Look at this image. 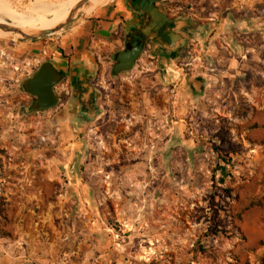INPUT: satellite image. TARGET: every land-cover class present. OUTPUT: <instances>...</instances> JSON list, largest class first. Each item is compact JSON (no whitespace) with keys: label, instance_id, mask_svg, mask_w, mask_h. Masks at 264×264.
I'll return each mask as SVG.
<instances>
[{"label":"rangeland","instance_id":"rangeland-1","mask_svg":"<svg viewBox=\"0 0 264 264\" xmlns=\"http://www.w3.org/2000/svg\"><path fill=\"white\" fill-rule=\"evenodd\" d=\"M73 1L0 0V19L11 25L13 16L35 19L37 27ZM168 1L174 14L185 3ZM188 2L194 4V0ZM216 2L204 0L208 17L215 9L211 3ZM235 3V10L251 17L240 28L236 24L231 29L237 47L247 43L246 49L238 47L231 58L236 57L238 71L249 70L252 77L246 78L251 84L236 91L231 102L239 107L250 103L257 118L248 122L243 106L233 123L227 119L217 123L213 118L212 124H205L202 130L215 136L201 140L196 136L203 126L202 116L193 108L194 114L180 117L184 122L179 130L193 147L190 151L201 149L193 155L162 156L169 141L165 135L175 120L172 113L168 118L166 112H159L149 125L144 120L132 123L136 116L144 117L142 107L138 113L131 111V90L142 78L135 74L112 79L108 68L105 88H99L96 83L102 74L98 73L96 109L87 124L86 113L78 114L70 106L64 80L55 87L58 104L53 110L28 111L33 101L21 89L22 82L52 61L44 50L85 27L88 16L84 13L92 5L77 12L56 34L33 40L12 34L0 37V178L2 163H8L13 148L46 153L36 161L43 166L40 201L26 204L20 215L8 219L7 211L16 213L17 206L7 202L2 196L5 187H0V245L4 249L0 264L264 263V0ZM241 53L247 59L240 58ZM59 59L68 60L64 65L70 67L69 55L60 53ZM143 62H138V72L144 66L157 67L151 59ZM201 64L208 66V59L203 56ZM120 89L126 93L124 102ZM225 112L221 110L220 115ZM14 134L26 138L12 143ZM50 153L57 155L59 174L47 181L45 163ZM26 222L29 227H17ZM30 226L39 233L26 235L24 229Z\"/></svg>","mask_w":264,"mask_h":264},{"label":"crops","instance_id":"crops-1","mask_svg":"<svg viewBox=\"0 0 264 264\" xmlns=\"http://www.w3.org/2000/svg\"><path fill=\"white\" fill-rule=\"evenodd\" d=\"M106 1L100 0L96 5L90 6L84 13V15L88 16L85 27L67 39L58 41L56 45H50L48 50H44V54H47L46 52L49 51V54L53 57L51 61L53 67L57 70L65 69V74L69 69L81 68L82 70H86V72L90 73L92 80H94L93 83L98 73L101 72L102 79L100 78L99 82L96 83V86L99 88H105L108 68V75L112 79L123 77L124 74H131L132 76L135 74L137 78L141 76L142 78L138 79L140 85H136L135 89L131 90L130 97L132 101L130 105L131 111H135L136 113H138L141 107L144 108V117L142 115H140L141 118L136 116L132 123L141 124L142 120H144L149 125L150 121L156 120L155 116L159 112H166L168 118L172 113L175 120L171 121L173 123L172 131L170 130L165 135L166 138L164 140L169 141L163 148L162 156L171 157L173 154L193 155L197 151H201V149H197L196 152L189 150V148L193 149V147L189 145V142H186L187 139H185L184 133L181 132L184 120L180 117L187 113L194 114L193 108L196 110V114H201L200 125L203 126H201L200 134L198 133L196 136L197 139L201 140L209 135L211 138L215 136V132L206 133L202 130L205 124L213 123V118L216 119V122L218 119H227L232 123L238 119L236 117L240 115V108H243L245 104L239 107L236 102L232 103L233 101L231 102V100H234L233 97L236 91H244L251 84L250 80L247 83L245 81L248 76L252 77V75L249 70L243 69L242 71H238L236 69V57L231 58L232 54L237 52L238 47L246 49L247 43L237 47L238 41L235 42L230 33L236 24L239 26L237 28H240L247 20L249 21L251 15L248 16L235 10L237 7L236 0L234 2L232 0H216V4L211 3L215 8L213 9V14H210L212 17H208L204 13V0H194V4L189 3V0H184L185 3L182 9L187 11L194 22L192 26L193 40L186 47H190L191 55L192 52L196 55L193 58L185 55L183 57L177 56L174 59H151L153 62L155 61L157 66L154 69H146L144 66L142 71L138 72L137 67H135L130 72L115 76L110 74V68L113 63L112 57L121 44V34L117 31V26L120 23L121 17L126 19L130 15L122 7V0H109L104 4ZM192 11L195 14H192ZM117 32L118 35H116ZM175 42L176 39H174V44ZM60 53L69 55L70 67L64 65L68 60L59 59ZM203 56L208 59V64L210 63L209 61L213 60L215 61V65L210 63L204 67L201 64ZM102 57L105 59L104 61H102ZM240 58L245 59L246 57L243 55ZM192 60H195L192 66L190 68L185 67ZM139 62L144 64L143 60ZM153 62L151 65H154ZM74 64L76 67H72ZM137 65L138 62L136 63ZM128 81H133L132 77ZM131 85L133 86V84ZM139 86H141V89H139ZM167 91L168 94H164ZM120 92V101L124 102L123 96L126 93L122 89H120ZM219 93L221 96L217 95ZM225 93L230 96V100ZM133 97H135L134 99L137 102L135 104L133 103ZM219 98L226 99L220 102ZM162 99L166 100L162 101ZM165 104L168 105L165 106ZM244 107L246 108L243 111H248L246 117L248 122L252 118H257L256 111L252 109L253 106L250 103ZM167 109H169V112ZM221 110L227 111V113L225 112V115H220ZM82 113L85 115V112ZM91 115V112H86V124L91 119ZM203 118L210 119L204 121L205 119ZM13 136L11 137L12 143L22 142L26 138L25 134L18 135L17 138L15 134ZM207 139L210 138L208 137ZM176 143L181 144L175 146L174 144ZM8 154L11 158L8 160V163L6 161L2 163L4 175L3 178H0V187H5V193L2 196L6 198L7 202H12L17 206L16 213L10 209L7 211L8 219H11V217L15 218V216L20 215L22 210H25L26 204L33 205L35 201L42 199L44 182L40 180L42 175L39 171L43 166L42 163L37 166L36 161L45 157L46 153L43 150L20 151L18 148H13ZM58 162L57 155L53 156L50 153V157L45 163L48 169L45 173L47 181H51L59 174ZM17 227L21 229L23 227L27 228L29 227V223L26 222ZM24 231H26L24 232L26 235L30 236L36 232L39 233V231L33 229L31 226L29 230L24 229ZM29 249L30 252H39L37 248ZM2 250L4 251L3 246L0 245V251ZM246 263L252 264L250 262H239L236 264Z\"/></svg>","mask_w":264,"mask_h":264},{"label":"flooded vegetation","instance_id":"flooded-vegetation-1","mask_svg":"<svg viewBox=\"0 0 264 264\" xmlns=\"http://www.w3.org/2000/svg\"><path fill=\"white\" fill-rule=\"evenodd\" d=\"M121 4L130 16L126 19L121 17L117 26V31L121 34V44L112 57L111 75L113 67L117 64L115 56L118 53H134V68L140 60L174 59L185 55L194 57L190 53V47H186L193 40L194 24L186 10L180 8L174 14L168 0H122ZM9 36L10 34L8 38ZM152 37L156 39L154 42ZM173 38L176 39V48L169 52L161 44L170 45ZM65 81L68 101H71L73 111L78 114L92 113L96 109L98 96L90 73L81 68L69 69ZM28 97L31 98V102L34 100L33 97Z\"/></svg>","mask_w":264,"mask_h":264},{"label":"water","instance_id":"water-1","mask_svg":"<svg viewBox=\"0 0 264 264\" xmlns=\"http://www.w3.org/2000/svg\"><path fill=\"white\" fill-rule=\"evenodd\" d=\"M90 0L81 1L71 12L68 19L61 25H59L54 30L47 31H37L29 35H23L19 30L11 28L9 26L0 25V30L5 32H13L15 34H20L26 39H39L58 32L69 25L74 18L75 14L85 6ZM156 39L152 37V42ZM166 50H174L175 44L174 39H172V44H161ZM134 56L132 52L118 53L115 56V61L117 64L113 67V75H120L121 73L130 72L133 70L134 66ZM65 69H55L51 62L44 63L35 72L33 76L26 79L21 84V89L33 97L34 100L28 107L30 112L44 113L53 110L58 104V98L56 96L55 87L66 78Z\"/></svg>","mask_w":264,"mask_h":264},{"label":"bare ground","instance_id":"bare-ground-1","mask_svg":"<svg viewBox=\"0 0 264 264\" xmlns=\"http://www.w3.org/2000/svg\"><path fill=\"white\" fill-rule=\"evenodd\" d=\"M83 0H74L71 2L65 9H63L61 12L57 13L56 15L50 17L49 19L39 22L40 24L36 27V24H38V21L35 19H20L19 17H12L13 18V25L7 24L3 22L0 19V25L9 26L11 28L19 30L23 35H29L34 32L35 30L38 31H47V30H54L59 25L63 24L69 17L70 12ZM100 0H90L85 6L87 8V5H96ZM83 6L82 8H84ZM82 8L78 11L81 12ZM12 12V11H11ZM10 12V13H11ZM41 19V18H40ZM0 32L9 33L12 34L14 37H20V34H15L13 32H5L0 30Z\"/></svg>","mask_w":264,"mask_h":264},{"label":"built area","instance_id":"built-area-1","mask_svg":"<svg viewBox=\"0 0 264 264\" xmlns=\"http://www.w3.org/2000/svg\"><path fill=\"white\" fill-rule=\"evenodd\" d=\"M195 60H192L190 63H188L185 67L190 68L192 66V63H194ZM200 62V61H199Z\"/></svg>","mask_w":264,"mask_h":264},{"label":"trees","instance_id":"trees-1","mask_svg":"<svg viewBox=\"0 0 264 264\" xmlns=\"http://www.w3.org/2000/svg\"><path fill=\"white\" fill-rule=\"evenodd\" d=\"M53 34H56V33H53ZM1 35V34H0ZM2 36H4V37H8V35H2ZM10 37V36H9ZM246 264H249V263H246ZM262 264H264L263 262H262Z\"/></svg>","mask_w":264,"mask_h":264}]
</instances>
